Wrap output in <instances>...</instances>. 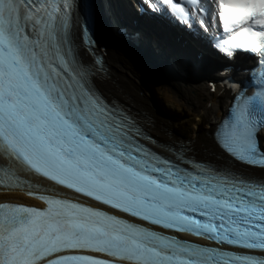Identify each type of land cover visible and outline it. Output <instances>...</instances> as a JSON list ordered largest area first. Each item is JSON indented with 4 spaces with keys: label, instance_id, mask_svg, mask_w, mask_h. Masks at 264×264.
<instances>
[{
    "label": "snow or ice",
    "instance_id": "1",
    "mask_svg": "<svg viewBox=\"0 0 264 264\" xmlns=\"http://www.w3.org/2000/svg\"><path fill=\"white\" fill-rule=\"evenodd\" d=\"M213 2L228 31L224 0ZM191 4L210 31L208 8ZM168 6L171 0L161 14ZM74 8V0H0V183L19 187L23 168L149 225L264 252V178L233 163L179 157L189 170L145 151L137 141L151 137L99 91L102 61L76 52ZM81 15L91 48L95 6L85 3ZM258 15L264 10L245 19ZM253 47L264 63V51ZM262 133L264 85L238 96L214 138L232 161L264 170ZM39 198L46 210L0 205V264H112L77 252L127 264H264V258L186 243L79 203Z\"/></svg>",
    "mask_w": 264,
    "mask_h": 264
},
{
    "label": "bare ground",
    "instance_id": "2",
    "mask_svg": "<svg viewBox=\"0 0 264 264\" xmlns=\"http://www.w3.org/2000/svg\"><path fill=\"white\" fill-rule=\"evenodd\" d=\"M127 57L125 51L113 49L109 52L110 73L101 78L100 87L110 97L140 111L149 125L148 131L158 137L162 145L184 141L189 155L220 164L226 162L213 141L214 125L228 108L229 95L221 93L222 87L217 85V93L210 94L206 81L163 86L153 74H146V80H140L136 77V67L129 65ZM131 58L141 63L136 55ZM184 103L188 109L182 114L179 110ZM37 181L45 184L39 179ZM0 201L41 207L21 196L0 197Z\"/></svg>",
    "mask_w": 264,
    "mask_h": 264
},
{
    "label": "clouds",
    "instance_id": "3",
    "mask_svg": "<svg viewBox=\"0 0 264 264\" xmlns=\"http://www.w3.org/2000/svg\"><path fill=\"white\" fill-rule=\"evenodd\" d=\"M264 10V4L259 0H224V12L229 21V30L224 31V36L219 42L218 50L229 59L235 57L238 52L257 54V48L264 51V36L255 35L264 31V15L253 16L245 19L253 11ZM234 21H242L239 24ZM251 21V23H250ZM254 25H260V30H256ZM247 29V31H244ZM225 41H232L226 43ZM227 71V70H225Z\"/></svg>",
    "mask_w": 264,
    "mask_h": 264
}]
</instances>
